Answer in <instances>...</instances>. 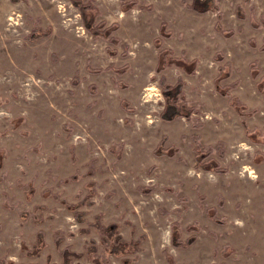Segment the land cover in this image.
<instances>
[{"label":"rangeland","instance_id":"rangeland-1","mask_svg":"<svg viewBox=\"0 0 264 264\" xmlns=\"http://www.w3.org/2000/svg\"><path fill=\"white\" fill-rule=\"evenodd\" d=\"M136 2L151 8L93 0L98 12L85 17L117 25L110 43L92 38L69 0H0V264H264V27H254L264 0H215L228 37L191 0ZM34 30L47 33L31 42ZM160 45L198 62L193 76L161 72L167 84L184 80L198 110L189 121L159 117ZM215 54L230 64L221 90ZM234 82L229 95L253 114L229 107ZM192 137L225 173L194 168ZM172 222L192 245L171 246ZM111 224L137 245L112 253L97 228Z\"/></svg>","mask_w":264,"mask_h":264},{"label":"trees","instance_id":"trees-1","mask_svg":"<svg viewBox=\"0 0 264 264\" xmlns=\"http://www.w3.org/2000/svg\"><path fill=\"white\" fill-rule=\"evenodd\" d=\"M16 2L18 0H12ZM75 7L80 10V14L84 19V26L86 30L91 34L92 38L103 37L110 41V43L116 42V39L112 36L114 31L117 28V25H112L114 27H110L109 30L100 29V26L95 23V19L89 21L86 19L85 15L88 11H94L97 14V9L94 6L93 0H89L84 3L82 0H69ZM120 1V8L122 11H129L138 7L136 0H119ZM141 10H149L150 6H139ZM186 8L189 10L197 13V14H204L207 12H214L216 13V22H215V30L217 33L221 34L223 37H228L232 35L231 31H226L221 27V14L218 11V7L216 5L215 0H191L189 4L186 5ZM262 26L264 27V20L260 21L259 24H255L254 27ZM47 33V32H46ZM45 32H40L39 30H34L32 34L29 36V40L31 42L35 41L37 38L46 35ZM229 34V35H228ZM110 54L114 52L110 49L108 50ZM157 65L155 68V73L160 74L165 68L175 66L185 72L187 75H193L195 73V67L197 65V60L193 59L191 61H185L183 59H176L173 57V52L170 49L160 48L157 53ZM214 61L217 62V76L215 78L216 88L218 90L223 89L221 88L220 84L222 81L226 80L229 76L230 71V64L225 62L222 63L221 59L218 58V54L214 55ZM180 62V63H179ZM189 68V69H187ZM158 85L161 91V94L164 99V106L159 114V117L164 122H171L178 118H184L185 120L189 121L191 116L194 114H198V110L196 107L190 105L186 100L185 94L183 92L184 81L182 78H177L176 82L172 85L167 84L166 80L163 76H160L158 80ZM237 85L236 82L228 84L224 87L225 92L223 93L224 96H228V105L235 110L238 115H245V114H253L254 111L246 112L247 108L244 104H242L237 97L230 96L229 92ZM195 128H199L201 123H196L193 125ZM247 136H251L250 132L247 128H245ZM193 143V153L195 158V169H202L207 172H211L213 174H223L227 170L219 165L218 162L210 159L208 156L212 153V149L210 147H204L201 143H199L197 137H192ZM167 140L166 136H162L157 148L154 150L155 155H165L166 151L163 149V146ZM214 150L218 157H224V145L222 142H217L214 146ZM176 149L172 148V153L169 156L174 155ZM208 217L213 221L219 222V219L214 215V210L208 209ZM102 235L107 237L109 240L112 239V244L110 249L112 253L116 254L121 251H124L128 246H135L137 243H126L121 240V237L117 233V225L111 224L107 226L99 225L97 227ZM170 244L174 248H181L185 249L192 245L195 240V236H190L186 241L181 240L180 236V229L179 224L176 222H172L170 226ZM198 229L196 227H187L186 231H195ZM134 248V247H133ZM135 249V248H134ZM69 253L64 252V261L69 259ZM167 259L171 260V256L167 253L165 256ZM92 261L95 264H101V262L96 258L93 257ZM170 264H173L171 262Z\"/></svg>","mask_w":264,"mask_h":264},{"label":"crops","instance_id":"crops-1","mask_svg":"<svg viewBox=\"0 0 264 264\" xmlns=\"http://www.w3.org/2000/svg\"><path fill=\"white\" fill-rule=\"evenodd\" d=\"M185 7H186V4H185ZM136 8H138V7H136ZM151 8V7H150ZM139 9V8H138ZM143 11H147V10H143ZM204 14H206V13H204ZM168 26V24H166L164 21L163 22H161L160 23V26L161 27H163V26ZM171 30V29H170ZM172 31V30H171ZM172 35H173V33H172ZM164 43V41L162 42V41H160V43L159 44H163ZM161 45L159 46V48H158V51H159V49L161 48ZM167 49V48H166ZM158 53V52H157ZM183 54H184V52H182ZM156 57H157V54H156ZM158 59V58H157ZM154 72H155V70H154ZM163 72V71H162ZM195 74V73H194ZM193 74V75H194ZM193 75H190V76H193ZM160 76H163V73H161V75ZM164 77V76H163ZM165 78V77H164ZM165 80H166V78H165ZM167 81V80H166ZM184 81V80H183ZM176 82V81H175ZM184 86H185V82H184ZM184 86H183V92H184ZM185 94V93H184ZM186 97V96H185ZM230 107V106H229ZM200 127H202V125L200 126ZM199 127V128H200ZM218 142H220V141H218ZM223 143V142H222ZM224 147H225V145H224Z\"/></svg>","mask_w":264,"mask_h":264}]
</instances>
